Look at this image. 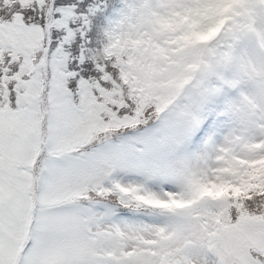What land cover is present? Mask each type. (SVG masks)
<instances>
[{"label": "snow or ice", "instance_id": "obj_1", "mask_svg": "<svg viewBox=\"0 0 264 264\" xmlns=\"http://www.w3.org/2000/svg\"><path fill=\"white\" fill-rule=\"evenodd\" d=\"M0 264H264V0H0Z\"/></svg>", "mask_w": 264, "mask_h": 264}]
</instances>
